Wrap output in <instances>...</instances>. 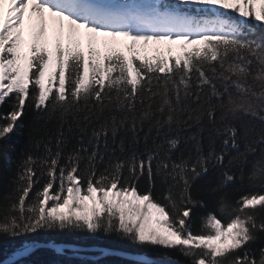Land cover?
<instances>
[{
  "label": "snow or ice",
  "instance_id": "obj_1",
  "mask_svg": "<svg viewBox=\"0 0 264 264\" xmlns=\"http://www.w3.org/2000/svg\"><path fill=\"white\" fill-rule=\"evenodd\" d=\"M0 107V237L115 235L145 250L127 264H264V0H0ZM237 181L252 190L233 200ZM212 196L226 221L197 217ZM39 248L69 255L25 241L4 264Z\"/></svg>",
  "mask_w": 264,
  "mask_h": 264
},
{
  "label": "trees",
  "instance_id": "obj_2",
  "mask_svg": "<svg viewBox=\"0 0 264 264\" xmlns=\"http://www.w3.org/2000/svg\"><path fill=\"white\" fill-rule=\"evenodd\" d=\"M5 111V108L0 107V112ZM31 114L28 117L24 118V122L27 123V120L30 118ZM29 134V130L26 128L24 137H21L17 134H13L10 139L9 143H13L17 145V148L25 145V139ZM37 137L43 135L42 132L34 134ZM31 150L34 154H41L43 152V146L41 145L40 149L37 150L34 146L31 147ZM13 159H16V153H13ZM16 165L13 164V170H15ZM83 167V165L81 166ZM9 174H3L0 172V203H3L2 200V193L4 191L3 184L7 179ZM145 189V183L143 181L139 184V191H143ZM252 189L249 188L246 184H241L237 181L235 184L231 186L229 189V196L234 200L239 197V195L244 194L245 192L251 191ZM157 198H159V192H157ZM218 197L212 196L207 198V207L206 209H201L197 212V217L200 215L206 214L208 211L216 212L218 218L222 219V221H226V217L221 215L217 211V203ZM0 215H2V211H0ZM261 216H264V212L261 213ZM193 231H197L199 228V223L196 219L193 221ZM25 241H37V242H53V243H70L76 244L81 246H100V247H108L113 248L121 251L133 252V253H144L145 250L137 247L136 245L132 244L130 241L125 239H121L115 235H90L81 232H39L36 234L29 235L27 237H21L18 239H5L0 237V261L4 259L8 253L12 250L16 249ZM160 251H165L161 249ZM169 255L176 256L180 260L184 261V263L188 264L187 259L180 255L179 252L169 251ZM59 261L60 264H83V262H90L94 260H99L100 264H127L129 259L121 258L118 256H106L99 259H80L76 257H67V256H58L53 251L47 248H39L34 251L33 254L26 258H22L21 264H49L51 261Z\"/></svg>",
  "mask_w": 264,
  "mask_h": 264
},
{
  "label": "water",
  "instance_id": "obj_3",
  "mask_svg": "<svg viewBox=\"0 0 264 264\" xmlns=\"http://www.w3.org/2000/svg\"><path fill=\"white\" fill-rule=\"evenodd\" d=\"M55 244L62 247V248L67 249L69 252V255H67V256L81 258V259H99V258H102L98 255V252L103 250V249H107L111 253L110 255H107V256H118V257L129 259V260L140 259L144 255V253H133V252L121 251V250L108 248V247H97V246L80 247L79 245L70 244V243H55ZM73 250H79V252L80 251H83V252H80V255H78V256H72L71 252ZM13 251L8 253L7 256L0 261V264H4V261L9 257V255ZM104 257H106V256H104ZM184 264H186V263H184Z\"/></svg>",
  "mask_w": 264,
  "mask_h": 264
},
{
  "label": "bare ground",
  "instance_id": "obj_4",
  "mask_svg": "<svg viewBox=\"0 0 264 264\" xmlns=\"http://www.w3.org/2000/svg\"><path fill=\"white\" fill-rule=\"evenodd\" d=\"M97 247H100V246H97ZM80 252H83V251H80Z\"/></svg>",
  "mask_w": 264,
  "mask_h": 264
}]
</instances>
